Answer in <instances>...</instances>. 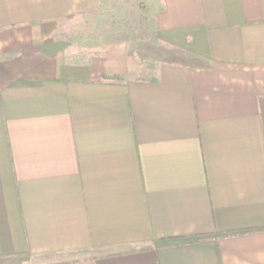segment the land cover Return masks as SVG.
<instances>
[{
  "label": "crops",
  "instance_id": "obj_1",
  "mask_svg": "<svg viewBox=\"0 0 264 264\" xmlns=\"http://www.w3.org/2000/svg\"><path fill=\"white\" fill-rule=\"evenodd\" d=\"M105 1L0 0V264H264V0H146L148 78Z\"/></svg>",
  "mask_w": 264,
  "mask_h": 264
},
{
  "label": "rangeland",
  "instance_id": "obj_2",
  "mask_svg": "<svg viewBox=\"0 0 264 264\" xmlns=\"http://www.w3.org/2000/svg\"><path fill=\"white\" fill-rule=\"evenodd\" d=\"M148 4L146 0H106L100 18L96 21L78 19L72 27L78 33L83 32L82 29L98 28L96 32L102 41L125 40L131 52L130 76L148 78L156 73L155 66L160 62L185 58L182 52L172 49L158 38L153 10H148Z\"/></svg>",
  "mask_w": 264,
  "mask_h": 264
}]
</instances>
